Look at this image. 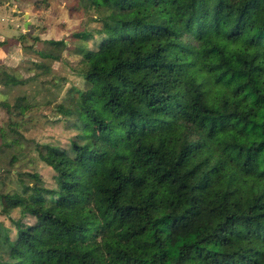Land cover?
<instances>
[{
	"label": "trees",
	"instance_id": "trees-1",
	"mask_svg": "<svg viewBox=\"0 0 264 264\" xmlns=\"http://www.w3.org/2000/svg\"><path fill=\"white\" fill-rule=\"evenodd\" d=\"M89 2L100 28L46 55L81 57L87 89L50 109L68 143L33 148L80 195L0 180V264H264V0ZM38 79L0 68L29 84L6 126L54 100ZM22 143H0L9 166Z\"/></svg>",
	"mask_w": 264,
	"mask_h": 264
},
{
	"label": "rangeland",
	"instance_id": "rangeland-1",
	"mask_svg": "<svg viewBox=\"0 0 264 264\" xmlns=\"http://www.w3.org/2000/svg\"><path fill=\"white\" fill-rule=\"evenodd\" d=\"M88 5H91L89 0H0V40L15 39L13 45H4L0 49V68L17 81L26 82L36 74L40 78L38 82H41L39 89L32 83L33 88L39 90L36 99L45 101L54 98L49 106L43 103L37 106L38 116L30 123L21 121L20 117H11V122L6 126L8 116L0 109V128H3L0 130V143L4 140L13 143L15 137L24 141L22 149L25 154L12 166H9L8 161L15 148H6L0 154V180L7 187L22 184L55 189L60 194H72L73 201L80 195L70 187L72 178L69 176L57 180L54 171L37 158L33 148L36 144L68 143L69 134L64 124L58 121L59 115L50 109L56 103L68 101L74 89H87L84 79L75 71L80 67L81 57L70 54L71 49L59 51L61 60L50 59L46 55L50 51H58L51 45L52 41L65 39L70 46L74 42L70 38L73 31H94L100 28L94 5L92 8ZM18 12L19 17L11 21ZM99 37L94 35L90 41L91 49H94V42ZM46 69H49L47 73L44 72ZM28 86V83L0 85V100L13 105L18 97L29 92ZM31 195L33 197L37 193L33 191ZM2 210L0 204V222L13 231L12 222L1 214ZM10 216L17 219L19 213L14 211ZM22 221L29 225L34 219L25 216Z\"/></svg>",
	"mask_w": 264,
	"mask_h": 264
},
{
	"label": "crops",
	"instance_id": "crops-1",
	"mask_svg": "<svg viewBox=\"0 0 264 264\" xmlns=\"http://www.w3.org/2000/svg\"><path fill=\"white\" fill-rule=\"evenodd\" d=\"M18 17H19V12L17 13V16L11 18V21H12V19L13 20H16ZM0 41L1 42H3V41H12V44H8V46H10V45H13L14 44L15 39H13V38H6V39L0 40ZM2 47H4V46H2ZM2 47H0V49H2Z\"/></svg>",
	"mask_w": 264,
	"mask_h": 264
}]
</instances>
